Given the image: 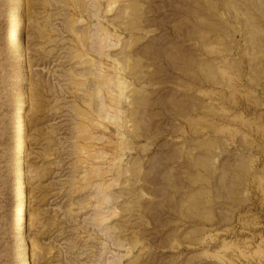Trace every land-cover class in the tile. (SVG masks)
<instances>
[{
	"label": "rangeland",
	"instance_id": "rangeland-1",
	"mask_svg": "<svg viewBox=\"0 0 264 264\" xmlns=\"http://www.w3.org/2000/svg\"><path fill=\"white\" fill-rule=\"evenodd\" d=\"M0 264H264V0H0Z\"/></svg>",
	"mask_w": 264,
	"mask_h": 264
},
{
	"label": "bare ground",
	"instance_id": "bare-ground-1",
	"mask_svg": "<svg viewBox=\"0 0 264 264\" xmlns=\"http://www.w3.org/2000/svg\"><path fill=\"white\" fill-rule=\"evenodd\" d=\"M21 124H23V123H21ZM23 144V143H22ZM21 218H19V220H20ZM20 222V221H19ZM20 224V223H19ZM24 229V228H23Z\"/></svg>",
	"mask_w": 264,
	"mask_h": 264
}]
</instances>
